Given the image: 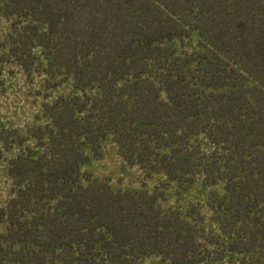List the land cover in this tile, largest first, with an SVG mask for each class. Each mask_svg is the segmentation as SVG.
I'll use <instances>...</instances> for the list:
<instances>
[{"label":"trees","instance_id":"1","mask_svg":"<svg viewBox=\"0 0 264 264\" xmlns=\"http://www.w3.org/2000/svg\"><path fill=\"white\" fill-rule=\"evenodd\" d=\"M0 14V94L10 59L30 69L43 57L74 89L44 106L40 150L8 162L0 264L264 259V0H0ZM188 29L211 53L194 71L164 44ZM108 137L128 164L220 185L207 201L217 230L194 205L184 217L145 192L83 184L86 149L99 155Z\"/></svg>","mask_w":264,"mask_h":264},{"label":"rangeland","instance_id":"2","mask_svg":"<svg viewBox=\"0 0 264 264\" xmlns=\"http://www.w3.org/2000/svg\"><path fill=\"white\" fill-rule=\"evenodd\" d=\"M9 29V22L0 14V43ZM164 44L173 49L175 55L188 60L186 66L193 71L199 69L200 64H205L200 63L201 56L211 59V53L207 52L205 42L196 30L188 29L181 37H174ZM34 52L41 56L40 49L36 48ZM2 76L4 91L0 94V207L6 204L15 190L8 172L9 160L26 147L40 150L31 131L35 126L44 127L49 123L48 117L44 115V106L52 103L59 95L74 91L72 81L51 72L43 57L41 62L30 69L10 59L3 64ZM252 83V79L247 82L250 85ZM162 95L165 96L164 93ZM204 142L203 150L210 152L213 145ZM100 145L97 156L93 155L89 147L86 149L88 160L80 166L83 184L87 183V178L94 177L106 180L114 190L145 192L162 209H175L184 217L190 206L194 205L204 216L205 227L217 230L214 211L207 201L210 194H222L220 185L207 186L201 178L192 183L180 182L169 179L163 172H152L139 165L128 164L122 159L117 144L110 137L102 140ZM4 230L5 223L0 222V232ZM137 264L170 263L155 254H141ZM198 264H264V259L255 263L244 261L239 255H227L221 260H204Z\"/></svg>","mask_w":264,"mask_h":264}]
</instances>
